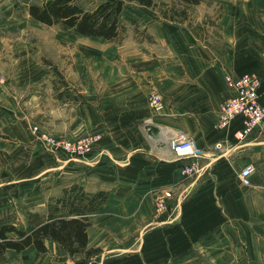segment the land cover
<instances>
[{"label":"crops","instance_id":"0c3cea01","mask_svg":"<svg viewBox=\"0 0 264 264\" xmlns=\"http://www.w3.org/2000/svg\"><path fill=\"white\" fill-rule=\"evenodd\" d=\"M41 1L0 0V17L13 18L14 3L29 17L28 6ZM210 2L218 5L213 39L193 32L188 19L166 21L135 4L123 16L139 28H126L119 42L73 35L98 42L77 46L69 98L53 93L44 73L26 71L27 45L15 44L17 89L0 93V226L30 232L28 213L45 215L72 185L108 198L88 216L89 255L68 256L46 241V253L6 250L0 264H264V121L241 141V117L217 128L230 96L226 74L257 76L264 102V0H202L189 9L209 11ZM152 89L164 97L159 113L147 102ZM34 125L56 139H101L89 156L73 158L45 150ZM176 132L203 150L199 174H181L188 162L167 145ZM248 164L250 185L242 186ZM165 195L167 213L154 217Z\"/></svg>","mask_w":264,"mask_h":264},{"label":"trees","instance_id":"16d2710c","mask_svg":"<svg viewBox=\"0 0 264 264\" xmlns=\"http://www.w3.org/2000/svg\"><path fill=\"white\" fill-rule=\"evenodd\" d=\"M42 0L27 8L35 22L53 26L61 24L79 37L101 38L106 42H119L125 35L123 16L127 4L155 10L166 21L187 20L189 7L202 0ZM85 3L88 4L85 7ZM177 6L180 8L178 9ZM2 155V153H0ZM108 198L105 192L88 193L78 185L65 189L62 195L47 205L45 215L28 213L30 232L13 224L0 226V256L6 250L21 252L33 247L38 253H46V241H51L68 256L89 255L86 251L88 216Z\"/></svg>","mask_w":264,"mask_h":264},{"label":"rangeland","instance_id":"374dc122","mask_svg":"<svg viewBox=\"0 0 264 264\" xmlns=\"http://www.w3.org/2000/svg\"><path fill=\"white\" fill-rule=\"evenodd\" d=\"M164 2L170 3L169 0H164ZM84 5L85 7L88 6L87 3ZM217 6V4L214 5L210 2L208 3L209 11H206L207 9H188L187 19L190 21L187 22L188 27L201 36L206 35L213 39L218 31L211 16L217 10ZM14 8L16 14L13 18L5 20L0 17V93L4 92L6 88L14 89L16 87L17 89L16 84L12 82V76L20 73V66L16 63L19 54L15 51V44L23 41L29 50L27 52L29 62L26 71L44 73L48 78L46 86L51 88L53 93L66 95L69 98L72 92L70 90H73V86L70 84V76L75 68L72 59L76 57L77 46L79 47L85 42L96 44L98 41L75 38L61 24L41 25L30 17H26L25 8L19 3H14ZM177 8L180 9L178 6ZM135 9L134 5L127 4L123 11L124 16L135 13L137 10ZM127 19L126 28L129 30L135 27L139 28L138 24L133 23L129 18ZM6 28H13L14 31H6ZM0 161H4L1 155ZM167 200L166 202H168Z\"/></svg>","mask_w":264,"mask_h":264},{"label":"built area","instance_id":"2783aa9c","mask_svg":"<svg viewBox=\"0 0 264 264\" xmlns=\"http://www.w3.org/2000/svg\"><path fill=\"white\" fill-rule=\"evenodd\" d=\"M224 82L230 91V96L223 102L217 121V128L225 129L236 117L243 119L242 127L235 134L238 141L245 139L262 121H264V102L260 100L259 88L261 82L257 76L251 73L226 74ZM147 102L154 113H159L164 105L162 94L152 89L147 96ZM31 134L40 142L48 152H63L73 158H86L100 141L98 134H89L77 139H56L37 126H33ZM167 145L176 159L185 160L188 163L182 168L181 174L190 177L202 171L199 159L203 157V150L195 140L184 132H176L167 138ZM218 143L214 149H219ZM254 168L251 164L245 165L239 172V181L242 186H249V177ZM167 197H158L153 206L154 217L160 218L167 213ZM85 264H96L87 261Z\"/></svg>","mask_w":264,"mask_h":264}]
</instances>
